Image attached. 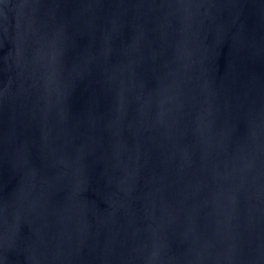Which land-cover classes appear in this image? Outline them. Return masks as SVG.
Segmentation results:
<instances>
[{
  "label": "water",
  "instance_id": "obj_1",
  "mask_svg": "<svg viewBox=\"0 0 264 264\" xmlns=\"http://www.w3.org/2000/svg\"><path fill=\"white\" fill-rule=\"evenodd\" d=\"M0 264H264V0H0Z\"/></svg>",
  "mask_w": 264,
  "mask_h": 264
}]
</instances>
